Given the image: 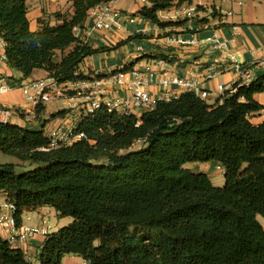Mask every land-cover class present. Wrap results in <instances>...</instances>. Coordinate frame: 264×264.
I'll return each instance as SVG.
<instances>
[{
    "label": "trees",
    "instance_id": "obj_1",
    "mask_svg": "<svg viewBox=\"0 0 264 264\" xmlns=\"http://www.w3.org/2000/svg\"><path fill=\"white\" fill-rule=\"evenodd\" d=\"M114 1L74 0V15L32 31L28 0H0L7 64L22 79L42 70L60 84L91 80L82 67L99 52L75 28ZM146 2L141 17L167 29L184 22L159 14L192 0ZM233 89L215 105L186 91L140 118L103 105L76 126L86 138L58 148L44 128L0 124V151L37 168L18 173L0 164V193L16 205L18 226L44 207L73 220L47 235L38 264H64L67 256L89 264H264V122H252L264 109L255 100L264 75ZM190 164L221 167L225 185ZM0 264L36 263L0 235Z\"/></svg>",
    "mask_w": 264,
    "mask_h": 264
},
{
    "label": "crops",
    "instance_id": "obj_2",
    "mask_svg": "<svg viewBox=\"0 0 264 264\" xmlns=\"http://www.w3.org/2000/svg\"><path fill=\"white\" fill-rule=\"evenodd\" d=\"M73 1L28 0L31 30L38 31L40 21L51 26L61 24L59 15H74ZM113 5L124 15L132 16L135 22L126 20L121 28L105 31L94 30L92 21L88 20L81 38L99 52L85 61L82 71L85 75L92 74V79L86 82L87 86L92 87L96 98L104 103L131 100L133 93L129 84L108 82L111 76L120 72L141 70L146 77L148 72L155 73L156 76L146 86V90L160 98L178 97L186 92L175 86L162 88L160 80L164 70L183 79L198 80L201 89L209 94L205 100L209 105L220 102V85L229 89L236 81L237 75L233 71L235 61L250 71L253 82L264 75V0H192V3L176 4L172 9L161 12L160 19L163 22L184 24L167 29L141 17V10L149 5L146 0H115ZM215 37L225 43L226 48L215 49L216 42L209 41ZM171 40L176 43L170 44ZM177 40L184 43L179 44ZM97 76L103 78L98 79ZM129 77L128 82L131 83ZM47 79H50L49 73L42 70H36L29 78L22 79L21 74L7 62L1 64L0 86H10L12 91L0 95V106L21 111L12 118V125L31 131L44 128L46 136L53 141L54 133L61 136L75 130V122L87 115L89 104L86 95L89 92L78 82L74 89H65L64 95L57 101L35 109L26 101L21 87L31 81ZM100 80L105 84L97 86L96 82ZM255 100L264 108V93L257 94ZM132 114L140 118L144 112L135 108ZM54 115L57 117L54 118ZM29 118H34L32 123H28ZM252 122L256 125L264 122V109L253 116ZM198 167L199 172L208 174L211 180L218 171V166L212 164H200ZM4 200L5 195L0 193V204ZM45 218L49 222L54 220L55 231L48 234L58 233L73 222L71 218H59L55 209L44 207L25 213L21 227L44 228ZM259 221L264 227V219L259 217ZM0 235L9 241L6 235ZM13 236L16 240L9 241L10 244L23 250L29 260L38 264L47 235L38 234L25 240H21L17 233ZM85 262L78 256H67L64 259V264Z\"/></svg>",
    "mask_w": 264,
    "mask_h": 264
},
{
    "label": "built area",
    "instance_id": "obj_3",
    "mask_svg": "<svg viewBox=\"0 0 264 264\" xmlns=\"http://www.w3.org/2000/svg\"><path fill=\"white\" fill-rule=\"evenodd\" d=\"M89 20L93 23L94 30H105L110 31L115 27L121 28L123 22L129 20V22L134 23L135 19L132 16H126L122 11L118 10L112 3L102 4L89 12ZM83 30L81 28H75V35L77 38H82ZM209 41H215V49L223 50L226 48L225 43H221L215 37L214 39H209ZM176 43L175 40H171L170 44ZM177 43H184L181 40H177ZM5 42L0 36V65L7 62L5 54ZM233 71L237 75L236 81L232 84L229 89L220 85L218 87V93L221 94L220 103L223 102L224 94L227 91L235 92L233 86L237 83H241L245 86H249L253 83L250 71L245 69L242 65L235 61L233 66ZM129 76H131V83H129ZM156 76L153 72H148L146 77L141 70H133L132 72H120L111 76L108 82L118 85L129 84L130 90L133 95L131 100L127 101H109L102 102L96 98V92L90 86H87V81L80 82L84 85V90H91L86 99L88 101L89 107L87 109V115L94 113L96 110L105 105L110 112L126 113L132 114L133 109L138 108L142 112L154 111L158 103L162 100L170 101L176 99L177 96L173 97H155L150 92L146 90V86L152 82ZM78 82H71L67 84H60L57 80L50 78L47 80H35L24 84L21 88L26 101L35 109L40 106L51 104L57 101L60 97L64 95V90L67 88L74 89L75 84ZM102 80L97 81V86H102ZM160 86L164 89H169L171 87H178L187 92H192L194 95L202 100H206L209 96L207 92H204L200 87V82L194 79H183L178 76L171 74L169 71L164 70L161 74ZM12 91V88L7 85L0 86V95L8 94ZM20 111V110H18ZM17 110L0 106V124L8 125L11 124L12 118L18 112ZM21 112V111H20ZM34 119V118H33ZM33 119L29 118L28 123H32ZM81 121V120H80ZM76 121L74 126L80 123ZM86 138L84 134H74V130L68 132L67 134H62L61 136L57 133L53 134L52 147L58 148L61 144L72 145L74 142ZM217 170L223 173L222 168L218 167ZM17 212V207L14 203L4 200L0 204V234L6 235L10 242H15L16 238L13 234H19L21 240H25L27 237H34L38 234L48 235V231L45 228H24L18 226L15 214ZM44 224V221H43ZM23 231V232H22ZM84 264H89L87 261Z\"/></svg>",
    "mask_w": 264,
    "mask_h": 264
},
{
    "label": "rangeland",
    "instance_id": "obj_4",
    "mask_svg": "<svg viewBox=\"0 0 264 264\" xmlns=\"http://www.w3.org/2000/svg\"><path fill=\"white\" fill-rule=\"evenodd\" d=\"M86 91L90 92L91 90H86ZM0 164H2V165H15V166H17V172L18 173H22V172H26V171H31V170H34L35 169V167H31L29 165H27V166L26 165H21L20 162H19V160L17 158H15L13 156L6 155V154L2 153L1 151H0ZM198 165H200V164H190L187 167H188V169H191V170H193L195 172H199V170L197 169ZM212 182L217 187H223L225 185V177H224V174L221 173V172H219V171H217L212 176ZM43 221H44L43 227L48 232L52 233V232L55 231V227L53 225V221L54 220H52L51 222H49V219H46L45 218V219H43Z\"/></svg>",
    "mask_w": 264,
    "mask_h": 264
}]
</instances>
